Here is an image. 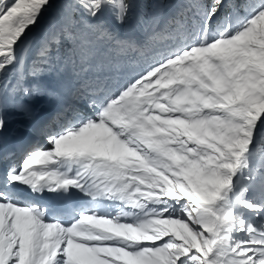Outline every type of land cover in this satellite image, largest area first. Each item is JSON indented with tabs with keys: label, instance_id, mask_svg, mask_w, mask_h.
Listing matches in <instances>:
<instances>
[{
	"label": "snow or ice",
	"instance_id": "obj_1",
	"mask_svg": "<svg viewBox=\"0 0 264 264\" xmlns=\"http://www.w3.org/2000/svg\"><path fill=\"white\" fill-rule=\"evenodd\" d=\"M64 2L28 71L53 0H0V264H264V0H180L169 17L158 0ZM101 53L143 63L80 79L49 127L35 105L63 86L45 75L86 79Z\"/></svg>",
	"mask_w": 264,
	"mask_h": 264
},
{
	"label": "rangeland",
	"instance_id": "obj_2",
	"mask_svg": "<svg viewBox=\"0 0 264 264\" xmlns=\"http://www.w3.org/2000/svg\"><path fill=\"white\" fill-rule=\"evenodd\" d=\"M158 2L161 4L159 10L166 17L177 13L178 9L180 8V0H158ZM53 5L54 7L49 9V11L45 14L44 19L41 21V25L37 28L41 31V33H36L34 35H31V33L29 34V40L26 44V47L29 48L31 51L33 49H37L38 53L40 54L41 48L47 43L46 37L49 28L58 27L63 24L65 20V16L63 15L64 12H67L69 17L71 16V10L67 8L64 0H53ZM151 7L155 9L157 7V4L152 3ZM145 10L146 8L143 0H137V7L134 9L135 14H142ZM116 30L120 31L119 28H117ZM60 58L61 53L58 52L56 55V59L60 60ZM74 60V57H69L65 58L63 62L65 66L71 69ZM142 63L143 61L139 58L119 60L117 63H113V61L108 58L106 54L101 53L100 55L96 56L94 64L92 66V70L88 74L86 79L84 78L83 73L80 74L79 79L73 73H71V71L66 73L63 77H61L58 73H53V75L58 78L59 82L63 86V99L59 101L61 106L60 109L57 110L58 118L53 124H57L58 126L61 124V108H64V110L66 111L67 106H64V103L65 101L66 103H68L67 98L72 95L69 90H74L78 86L80 79H83L84 83L91 84L93 86L96 85L97 79H100V86L102 87L103 83L108 80L115 81L117 79L127 78L135 74L142 66ZM50 75L51 74H46L44 80Z\"/></svg>",
	"mask_w": 264,
	"mask_h": 264
},
{
	"label": "bare ground",
	"instance_id": "obj_3",
	"mask_svg": "<svg viewBox=\"0 0 264 264\" xmlns=\"http://www.w3.org/2000/svg\"><path fill=\"white\" fill-rule=\"evenodd\" d=\"M36 33L40 34L41 31H40L39 29L36 28V29L33 30V32L31 33V35H34V34H36ZM36 54H38L37 51L35 52V55H36ZM54 85H55V84H54ZM57 107H58V106H57Z\"/></svg>",
	"mask_w": 264,
	"mask_h": 264
}]
</instances>
